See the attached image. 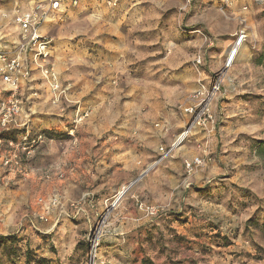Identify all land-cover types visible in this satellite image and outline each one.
I'll use <instances>...</instances> for the list:
<instances>
[{
	"label": "rangeland",
	"instance_id": "374dc122",
	"mask_svg": "<svg viewBox=\"0 0 264 264\" xmlns=\"http://www.w3.org/2000/svg\"><path fill=\"white\" fill-rule=\"evenodd\" d=\"M129 6L141 10L111 56L93 42L101 49L94 60L76 57L63 69L53 52L67 90L60 100L38 71L22 92L31 98L22 120L42 140L30 155L21 148L20 169L0 171V264H88L102 217L97 264H264V7L254 0ZM61 22L43 36L74 29L82 38L100 28L95 16L86 25ZM240 32L246 39L229 63ZM218 79L214 124L195 129L163 160L160 148L190 124L184 110L194 93ZM40 120L50 124L41 128ZM7 138L1 164L6 141H21ZM197 157L203 164L188 173L185 161ZM140 204L160 213L150 216ZM48 214L50 221L40 219Z\"/></svg>",
	"mask_w": 264,
	"mask_h": 264
},
{
	"label": "built area",
	"instance_id": "2783aa9c",
	"mask_svg": "<svg viewBox=\"0 0 264 264\" xmlns=\"http://www.w3.org/2000/svg\"><path fill=\"white\" fill-rule=\"evenodd\" d=\"M241 0H223L224 6H230L234 3H239ZM29 10L21 12L19 9L14 10V21L19 27L20 38L16 44L0 43V141L4 136L9 140L12 137L18 136L21 139L20 143L15 144L12 141H6V147L10 151L8 156L2 159V165L9 169H20L19 153L22 151L30 155L35 143L42 140L41 132H36L33 139V130L31 121L22 120L24 111V101H30L31 98L23 99L22 92L26 90L28 83L32 81L35 72H39L42 78L46 81L54 95L56 101L60 100L62 95L66 94V89L62 87L59 74L52 64L53 56V40L46 38L41 34V28L54 16L59 15L65 8L66 0H27ZM106 4L111 8H118L121 0H105ZM192 0H189L191 3ZM77 1H73L76 6ZM254 4L264 7V0H254ZM247 10V6H243ZM246 39V33L240 32L238 38L233 42L232 52L230 54L229 63L239 53ZM237 41V42H236ZM195 64L203 65L201 55L196 56ZM221 90V83L218 79L209 91L206 88L198 90L192 96L194 104L185 108V114L191 117L188 127L177 137L170 148H160V153L163 160L170 156L181 143L186 142L197 128H207L214 124V118L211 115V103L216 95ZM89 113L85 112L78 119L82 122L87 118ZM203 164V159L197 157L192 160L185 161L186 171L192 172L196 167ZM128 189L126 190V192ZM126 192H121L120 199ZM117 201V200H116ZM119 202V201H118ZM114 203V206L118 204ZM45 201L40 199V204ZM140 209L145 210L150 216H155L160 213V210L153 207H146L140 204ZM41 220L48 222L46 215L40 216ZM108 220L101 218L98 224L99 228L90 235L91 251L89 254L88 264L98 263V249L101 239L104 237L105 229Z\"/></svg>",
	"mask_w": 264,
	"mask_h": 264
},
{
	"label": "crops",
	"instance_id": "0c3cea01",
	"mask_svg": "<svg viewBox=\"0 0 264 264\" xmlns=\"http://www.w3.org/2000/svg\"><path fill=\"white\" fill-rule=\"evenodd\" d=\"M73 1H77L78 4L74 6ZM130 2L131 0H122L118 8H111L105 4L104 0H66L63 12L43 25L41 28L42 35L49 32V30L52 31L55 26L63 25V22L60 23L62 17H67L70 23L78 21V23L86 25L91 20V17L95 16L100 20V26H97L100 28L95 29L92 34H88L89 32H85L84 30L86 36L82 38H76L81 33L76 32L74 29L72 32L54 36L53 52L58 56L60 67L65 69L64 64L68 63L71 59L74 60L76 57L88 61L94 60V55H98L101 49L104 59L109 55L111 56L115 49L117 51L120 48L122 49L123 45L121 43L125 37L123 29L127 25L132 24L133 19L137 18V12L141 10V8H131L129 6ZM29 6L27 0H7V2L0 3V10L5 11L0 18V43L16 44L19 42L20 29L14 21V10L19 9L22 13L27 12ZM93 42L101 43L102 48L100 49V46L94 47L92 45ZM83 89L84 95L85 91L90 89L88 83L83 85ZM133 106L131 104V107ZM38 123L41 128H45L50 124L47 120H40ZM54 124L55 122L52 123V125ZM1 150L0 148V156H2ZM5 170L0 162V171ZM1 176L3 175L0 174ZM50 219L51 216L48 214V221Z\"/></svg>",
	"mask_w": 264,
	"mask_h": 264
},
{
	"label": "bare ground",
	"instance_id": "6f19581e",
	"mask_svg": "<svg viewBox=\"0 0 264 264\" xmlns=\"http://www.w3.org/2000/svg\"><path fill=\"white\" fill-rule=\"evenodd\" d=\"M236 42H237V41H236ZM126 188H127V187H124V188L122 189L121 192H123L124 190H125L124 192H126V190L128 189V188H127V189H126ZM121 192H120L119 194H121ZM120 197H121V195H118V196H117V199H116L117 201H115V202H118V201L120 202L121 199H122V198L120 199ZM119 202H118V203H119ZM117 205H119V204H117Z\"/></svg>",
	"mask_w": 264,
	"mask_h": 264
}]
</instances>
